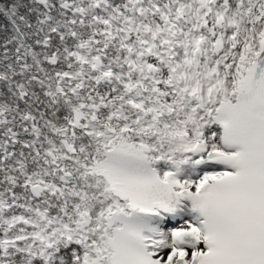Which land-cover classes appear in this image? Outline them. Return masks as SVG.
<instances>
[{
    "label": "snow or ice",
    "instance_id": "6c2138e0",
    "mask_svg": "<svg viewBox=\"0 0 264 264\" xmlns=\"http://www.w3.org/2000/svg\"><path fill=\"white\" fill-rule=\"evenodd\" d=\"M0 264H264V0H0Z\"/></svg>",
    "mask_w": 264,
    "mask_h": 264
}]
</instances>
